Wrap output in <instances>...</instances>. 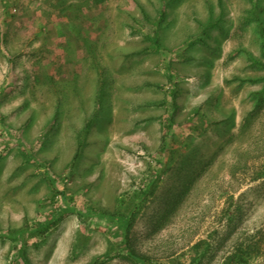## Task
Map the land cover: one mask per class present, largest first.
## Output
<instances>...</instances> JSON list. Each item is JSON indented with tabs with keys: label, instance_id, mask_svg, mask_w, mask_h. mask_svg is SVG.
Listing matches in <instances>:
<instances>
[{
	"label": "rangeland",
	"instance_id": "obj_1",
	"mask_svg": "<svg viewBox=\"0 0 264 264\" xmlns=\"http://www.w3.org/2000/svg\"><path fill=\"white\" fill-rule=\"evenodd\" d=\"M251 56L264 0H0V264H264Z\"/></svg>",
	"mask_w": 264,
	"mask_h": 264
},
{
	"label": "trees",
	"instance_id": "obj_2",
	"mask_svg": "<svg viewBox=\"0 0 264 264\" xmlns=\"http://www.w3.org/2000/svg\"><path fill=\"white\" fill-rule=\"evenodd\" d=\"M154 42H155V46L158 49H161L157 34L154 35ZM251 59L253 60V65L264 66L262 60L257 59L254 56H251ZM259 80H261V79H252V78L248 79V81L251 83H255ZM262 93L264 94V90L262 91ZM176 98L177 97L175 96V99ZM259 99H261V98H259ZM256 105H258V101H257ZM80 148H82L81 145H80ZM94 212L96 213L97 216H104L105 215V214H102L99 210L97 212L96 211H94ZM107 217L114 218V216H107ZM116 218L119 220L118 225H119L120 233H122V236H124V235L126 236L127 233L129 232L128 231L129 230L128 223L130 221V218L125 216V214L119 215ZM56 219L57 218H54V219L51 218V219H47L44 222L35 223L36 226H34L33 229H31L30 227H27V228H24V230H25V232H29V234L33 233L34 235L39 234V236H47L51 230V227H53V225L57 221ZM19 236H20V233H16V234H13L12 237H13L14 241L18 242V240H20ZM126 238L128 240V236ZM128 243H129V240H128ZM199 247H200V243L196 244L193 247V250L197 253L196 255H198V248ZM259 250L260 249L258 248V246L256 245V243L253 240H249V241H247V243H245V242L238 243L235 246V248L233 249L232 253L227 257L226 264H249L251 258H253L254 255L256 253H258ZM19 254H21L23 256L24 250L23 249L20 250ZM130 255L133 258H135L136 260L138 259L142 264L152 262L149 260V258L147 259L146 256H143V255L137 253L135 250H131ZM197 261H198V257L195 256L189 264H194Z\"/></svg>",
	"mask_w": 264,
	"mask_h": 264
}]
</instances>
